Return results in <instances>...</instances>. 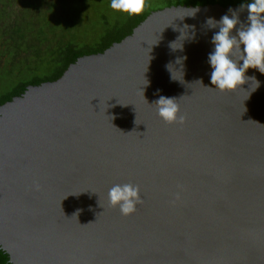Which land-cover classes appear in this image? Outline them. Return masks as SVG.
I'll return each mask as SVG.
<instances>
[{
	"label": "water",
	"instance_id": "obj_1",
	"mask_svg": "<svg viewBox=\"0 0 264 264\" xmlns=\"http://www.w3.org/2000/svg\"><path fill=\"white\" fill-rule=\"evenodd\" d=\"M229 8L239 6L154 12L0 107V249L10 264H264V74L246 71L255 91L254 81L208 88L218 28L205 20ZM176 40L182 51L170 50ZM161 95L180 98L183 125L158 117ZM124 183L142 199L128 216L107 203Z\"/></svg>",
	"mask_w": 264,
	"mask_h": 264
},
{
	"label": "trees",
	"instance_id": "obj_2",
	"mask_svg": "<svg viewBox=\"0 0 264 264\" xmlns=\"http://www.w3.org/2000/svg\"><path fill=\"white\" fill-rule=\"evenodd\" d=\"M247 2L146 0L142 14L127 17L110 9L109 0H0V107L29 87L59 80L78 59L104 53L154 12ZM0 264H10L1 249Z\"/></svg>",
	"mask_w": 264,
	"mask_h": 264
},
{
	"label": "clouds",
	"instance_id": "obj_3",
	"mask_svg": "<svg viewBox=\"0 0 264 264\" xmlns=\"http://www.w3.org/2000/svg\"><path fill=\"white\" fill-rule=\"evenodd\" d=\"M108 7L114 12L132 17L142 14L148 5L146 0H109ZM245 8L247 17L245 21H241L239 12ZM198 10L192 8L191 14L183 18L193 17ZM205 24L210 29L218 28L211 37L210 43L213 48L207 56V63L211 68L210 84L214 86L208 88L220 92H235L243 89L241 85L246 81H254L255 88L252 91H255L259 87V82L255 76H246L245 73L252 68L264 74V0H249L246 4L241 3L237 10L229 8L218 21L212 17L206 18ZM189 27L193 31L191 36L187 34L186 36L188 39H194V26L185 25L186 29ZM177 40L169 43L170 50H183L182 43L178 47L175 46ZM184 59L186 57H178L175 63L182 67ZM165 69L169 71L172 80H179L174 77L172 62L166 64ZM147 83L146 80L144 85ZM179 99L161 95L152 103L155 105L156 114L164 123L183 125L185 122V116L180 114ZM107 203L110 207L118 208L122 216L134 213L136 206L142 203L138 186L130 183L113 184L107 192Z\"/></svg>",
	"mask_w": 264,
	"mask_h": 264
},
{
	"label": "rangeland",
	"instance_id": "obj_4",
	"mask_svg": "<svg viewBox=\"0 0 264 264\" xmlns=\"http://www.w3.org/2000/svg\"><path fill=\"white\" fill-rule=\"evenodd\" d=\"M89 5V4H88Z\"/></svg>",
	"mask_w": 264,
	"mask_h": 264
}]
</instances>
